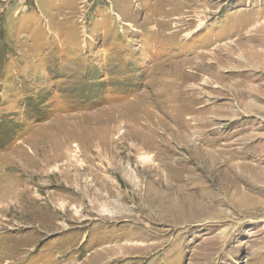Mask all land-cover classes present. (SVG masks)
Masks as SVG:
<instances>
[{
	"label": "rangeland",
	"instance_id": "obj_1",
	"mask_svg": "<svg viewBox=\"0 0 264 264\" xmlns=\"http://www.w3.org/2000/svg\"><path fill=\"white\" fill-rule=\"evenodd\" d=\"M0 210V264H264V0H0Z\"/></svg>",
	"mask_w": 264,
	"mask_h": 264
},
{
	"label": "bare ground",
	"instance_id": "obj_2",
	"mask_svg": "<svg viewBox=\"0 0 264 264\" xmlns=\"http://www.w3.org/2000/svg\"><path fill=\"white\" fill-rule=\"evenodd\" d=\"M75 147H76V149L75 150H73L72 152H70L69 153V151L66 153V154H64V156H62V157H64V158H66L67 159V162L65 163V164H71V162L73 161V158H77L80 154H83V152H82V150H81V148H80V146H79V144H77V143H75V145H74ZM66 155H68V156H66ZM70 155V156H69ZM157 155V154H156ZM156 155H155V157H156ZM36 156V155H35ZM37 157V156H36ZM149 157V156H148ZM158 157V156H157ZM150 158V157H149ZM70 159V160H69ZM143 159H144V157H143ZM154 159V158H153ZM211 159V158H210ZM226 159V158H225ZM45 161H46V163L49 165V163H51L52 162V159H49L48 158V160L47 159H45ZM83 161V160H82ZM154 161H156V158H155V160ZM215 161V160H214ZM85 162V161H84ZM83 163V162H82ZM156 163V162H155ZM209 163V162H208ZM81 165V164H80ZM162 165V164H161ZM83 166V165H82ZM156 166V165H155ZM164 166V165H163ZM129 167V166H128ZM236 167V166H235ZM243 167V166H242ZM244 167H246V166H244ZM83 168V167H82ZM151 168V167H150ZM12 169V168H11ZM154 169V168H153ZM24 170V169H23ZM145 170V169H144ZM147 170V169H146ZM150 170V169H149ZM157 172V171H156ZM46 173V172H45ZM166 174V173H165ZM11 175V174H10ZM66 175H67V173H66ZM29 176V175H28ZM38 176V175H37ZM167 176V175H166ZM14 177V176H13ZM15 177H17V176H15ZM42 177V176H41ZM56 177V176H55ZM66 177V179H68L69 181H70V178H68L69 176H65ZM163 177V176H162ZM12 178V177H11ZM18 178V177H17ZM22 178V177H21ZM39 178V177H38ZM48 178V177H47ZM159 178V177H158ZM158 178H157V180H158ZM49 180V179H48ZM137 180V179H136ZM32 181V180H31ZM34 181V180H33ZM47 181V180H46ZM163 182H164V179H159V182H158V184H163ZM170 182V181H169ZM10 183V182H9ZM166 184V183H165ZM5 185V184H4ZM164 185V184H163ZM172 185V184H171ZM14 186V185H13ZM156 187V186H155ZM169 187H171V186H169ZM169 189V188H168ZM163 190V189H162ZM21 191H22V189H21ZM158 190L156 189V192H157ZM167 191V190H166ZM158 193V192H157ZM6 194V193H5ZM20 195V194H19ZM158 195V194H157ZM162 195H163V192L161 193V194H159V196H160V198H163L162 197ZM165 195V194H164ZM168 195V194H167ZM156 196V195H155ZM157 197V196H156ZM7 198V197H6ZM18 198V197H17ZM11 199V198H10ZM20 199V198H19ZM167 199V198H166ZM16 200V199H15ZM162 200V199H161ZM168 200V199H167ZM175 201V200H174ZM8 202V201H7ZM20 202V201H19ZM38 202V201H37ZM108 203L110 202V201H107ZM13 203V202H12ZM16 203V202H15ZM173 203V202H172ZM25 204V203H24ZM65 206V205H64ZM148 206V205H147ZM171 206V205H170ZM178 207V206H177ZM172 208H173V206H172ZM140 209V208H139ZM155 209V208H154ZM180 209V208H179ZM153 210V209H152ZM169 210V209H168ZM175 210V209H174ZM178 210V209H177ZM12 211V210H11ZM172 211V210H171ZM0 212H1V210H0ZM4 212V211H3ZM167 212V211H166ZM168 212H170V211H168ZM2 213V212H1ZM9 213V212H8ZM159 213V212H158ZM177 213V212H176ZM5 214V213H4ZM3 214V215H4ZM115 214L116 213H114V211H112V209L110 210V209H106L105 211H104V215H108V216H115ZM169 214H171V213H169ZM179 214V213H178ZM172 215H173V213H172ZM43 216V215H42ZM179 217V216H178ZM180 219V218H179ZM14 224V223H13ZM1 233V232H0ZM3 236V235H2ZM4 238V237H3ZM1 243V242H0ZM2 244V243H1ZM4 247V246H3ZM1 248V247H0ZM5 248V247H4ZM4 250V249H3ZM124 250L126 251V252H131V251H133V250H135V248L133 247V246H128V245H125V248H124ZM1 252V251H0ZM6 252V251H5ZM4 258V257H3ZM2 259V258H1ZM1 259H0V262H1Z\"/></svg>",
	"mask_w": 264,
	"mask_h": 264
}]
</instances>
